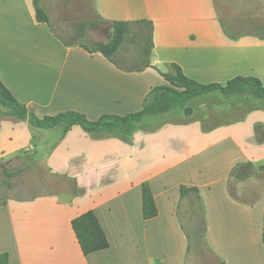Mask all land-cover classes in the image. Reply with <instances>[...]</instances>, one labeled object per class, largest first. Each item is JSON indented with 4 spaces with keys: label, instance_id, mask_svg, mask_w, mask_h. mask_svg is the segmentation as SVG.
I'll use <instances>...</instances> for the list:
<instances>
[{
    "label": "crops",
    "instance_id": "obj_1",
    "mask_svg": "<svg viewBox=\"0 0 264 264\" xmlns=\"http://www.w3.org/2000/svg\"><path fill=\"white\" fill-rule=\"evenodd\" d=\"M91 5L102 19L150 20L155 68L126 72L98 52L64 46L36 19L33 0H0V80L38 117L73 110L96 120L136 112L151 87L167 84L158 70L168 71L171 62L200 83L254 76L264 85V34H244L229 18L222 24L215 0H91ZM245 102L217 123L205 121L204 114L143 126L153 122L148 116L128 142L94 136L78 125L61 136L64 124L38 129L26 121L0 120V161L23 150L26 159L42 160L50 174L71 183L0 205V257L6 254L0 264H189L193 248L182 221L191 223L193 237L202 226L199 215L191 214L190 198L180 199L181 186L198 190L203 244L215 258L223 264H264V168H257L264 166V101ZM32 149L37 151L31 159ZM245 162L255 165L261 191L235 200L227 191L228 175ZM143 182L157 207L149 219L142 217ZM87 210L95 213L108 247L84 255L71 220Z\"/></svg>",
    "mask_w": 264,
    "mask_h": 264
},
{
    "label": "trees",
    "instance_id": "obj_2",
    "mask_svg": "<svg viewBox=\"0 0 264 264\" xmlns=\"http://www.w3.org/2000/svg\"><path fill=\"white\" fill-rule=\"evenodd\" d=\"M36 19L39 22L46 23L55 37L67 47L79 46L88 53L98 52L103 55L118 69L126 72L143 71L147 67H153L150 61V55L153 48V23L150 20H106L99 17V20H90L80 22L68 37L55 32L49 20L43 13L39 0H33ZM111 26L112 34L108 41H92L86 43L81 38L85 37L87 29H92L97 25ZM132 49L134 55H128V51ZM158 72L164 77L167 84L153 86L149 89L142 101V108L136 112L126 115L102 114L96 120H90L85 114L66 110L58 112L54 115H45L38 117L33 110L28 108L24 103L16 99L12 93L0 80V105L6 107L4 115L13 117L18 121H26L29 126L38 129L53 128L59 124H64L63 136L72 126L78 125L89 134L98 137L116 136L121 140L128 142L132 133L136 130L139 123L144 121L148 116L157 115L163 111L181 108L185 116H190L191 110L186 103L200 95L211 92H219L225 97L240 96L251 97L264 101V85L254 76H236L228 80L225 84L217 82L200 83L186 76L179 65L176 63L168 64V71ZM111 128L117 129L115 135H107L106 130ZM0 172L5 177H12L19 170L9 172L0 161ZM254 169L255 165L251 162L238 163L230 171L226 183L229 195L237 200L232 191V181H241L245 175V169ZM263 169L264 166H257ZM7 186H11L10 181L5 180ZM75 190V189H74ZM189 197V203L194 209L191 214H198L202 226V234H204V212L200 201V196L196 187H180V199ZM141 200H142V217L149 219L157 215V207L150 187L147 182L141 184ZM6 201L0 202L4 204ZM179 213V210H178ZM182 215L180 214V220ZM71 227L80 246L81 252L87 255L91 252L101 250L108 247V241L104 230L102 229L95 213L87 210L71 220ZM182 228L186 236L190 239L192 232L186 225ZM262 241L264 243V210H263V226ZM1 262L6 261V254L1 255ZM221 264L222 261L220 262Z\"/></svg>",
    "mask_w": 264,
    "mask_h": 264
},
{
    "label": "rangeland",
    "instance_id": "obj_3",
    "mask_svg": "<svg viewBox=\"0 0 264 264\" xmlns=\"http://www.w3.org/2000/svg\"><path fill=\"white\" fill-rule=\"evenodd\" d=\"M260 1L263 0H231L230 4L222 6L221 0H215V6L222 24L227 26L230 19L232 23L243 29L241 32L244 34H264V3ZM39 5L47 19L51 22L52 29L65 37L70 35L78 23L99 20L98 15L91 8V0H39ZM111 34L109 26L100 24L92 29H87L85 37L81 39L86 43L108 41L111 38ZM127 54L134 55V51L130 49ZM246 99L247 97L243 95L225 97L219 92H211L195 97L186 103L191 110L190 116H185L181 108L178 107L151 116V119H154L153 122L144 124L143 126H155L162 122L202 118L204 114H207L205 121L217 123L227 118L226 115H232V107L238 104L246 106ZM227 106L230 107L229 111L222 114L220 111H224ZM6 110V107L0 105V120L14 119L11 116L3 114ZM241 113H238V115ZM33 133L34 137L37 136L35 131ZM105 133L107 135H115L117 129L111 128L106 130ZM53 135V133L47 134L44 140L46 142L50 141ZM37 142L36 140V145ZM36 151V149H32L28 153L31 159ZM24 156L25 152L19 150L17 153L1 159L2 165L9 172H15L16 170H19V172L10 178L5 177L0 172V202L7 201L12 197L24 198L45 193L49 190L58 191L71 187V183L66 179L50 174L42 160L33 163L32 160L26 159ZM254 172V169L246 168L244 177L239 181L241 183L235 180L232 181V191L237 198H245L247 194L251 196L260 193V175L254 174ZM5 180L10 181L11 186H7ZM185 224L189 229L191 228V223L186 222ZM196 225L199 226L198 223ZM203 242L202 230L198 236L193 237L191 234L190 249H193L188 263L221 264L220 260L213 256Z\"/></svg>",
    "mask_w": 264,
    "mask_h": 264
}]
</instances>
